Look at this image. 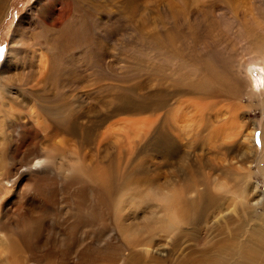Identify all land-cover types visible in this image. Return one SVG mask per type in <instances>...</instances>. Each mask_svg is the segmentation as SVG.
Wrapping results in <instances>:
<instances>
[{
    "label": "rangeland",
    "instance_id": "obj_1",
    "mask_svg": "<svg viewBox=\"0 0 264 264\" xmlns=\"http://www.w3.org/2000/svg\"><path fill=\"white\" fill-rule=\"evenodd\" d=\"M37 3L38 0H10L0 19V92L6 99H2L5 101L1 103L3 106L37 102L45 108L57 106L61 114L74 116L90 108L99 114L106 103L117 105L122 97L136 104L143 101L155 104L165 95L170 102L167 107L170 118L184 121L175 125L179 134L175 147L168 153L158 146L156 134L150 136L158 128L159 121L166 117L165 109L130 114L126 117L131 120L147 121V129L152 122L154 124L142 146L134 148L129 165H150L149 175H178L180 183L185 178L184 166L205 165L208 172L210 165L213 177L227 182L230 193L241 191L255 197L251 198L250 204L253 213L245 215L242 222L247 223V219L253 217L254 227L264 228V88L256 89L262 91L261 95L255 94L250 82V77L257 80L264 75L260 72L262 65L251 62L253 58L256 61L263 56L264 0H230L226 3L221 0H88L87 3L95 5L75 6L58 27L49 28L36 16ZM81 26L84 35L78 41L76 29ZM61 35L65 38L62 37L63 43L55 52L51 45ZM11 50L15 60L8 57ZM39 50L46 58H51L55 52L65 59V66L56 79L46 82L45 85L51 88L49 94L27 99L24 92L42 88L41 84L35 86L39 81L35 63ZM210 70L215 72L219 82L225 79L221 84L227 92L209 97L189 90L190 80H197L206 72L208 75ZM182 81L183 85L179 83ZM121 118L124 117H115L101 130H119ZM131 126L135 127L133 123ZM12 134L15 143L21 145L22 134ZM12 138L3 141L0 173L10 170L16 179L21 169L15 168L19 158L9 148ZM55 140L42 142V146L49 145L53 150V176L68 178L66 167L78 163L81 155L73 149L60 155L59 151L63 152L75 143L68 144V137L59 136ZM138 140L135 137V142ZM42 185L34 186L29 179L24 180L20 190L31 192L23 201H17L7 186L0 191V205L3 203L0 218L9 203L28 205L30 199L37 200L34 216L23 215L20 222L37 220L38 225L30 236L25 235L24 241L12 236L18 242L20 252L9 259L11 264H35L33 251L55 246L49 238L58 229L69 227L70 216L65 204H60L62 208L56 209L57 213L48 207L53 201V192L59 195L61 188L53 189L50 183ZM80 195L79 191L67 189L62 196L75 207L79 204L80 210L84 211L86 206L89 216L90 211H94L95 217L89 219L85 215L88 218L83 221L82 230L86 234L105 233L107 217L100 204L95 199H89L91 202L86 204L88 198ZM79 197L82 199H76ZM134 202L127 205H139ZM45 205L48 208L43 209ZM123 208L131 211L121 204V215L127 214ZM136 210L137 206L133 214ZM114 213L115 208L110 217L111 227L114 226ZM51 214L57 215L51 217ZM126 225H131V221ZM248 232L242 234L241 240L248 238ZM198 234L209 238L220 236L218 230H203ZM63 263L67 264V261Z\"/></svg>",
    "mask_w": 264,
    "mask_h": 264
},
{
    "label": "bare ground",
    "instance_id": "obj_2",
    "mask_svg": "<svg viewBox=\"0 0 264 264\" xmlns=\"http://www.w3.org/2000/svg\"><path fill=\"white\" fill-rule=\"evenodd\" d=\"M9 1L0 0V19ZM87 1L38 0L34 10L45 27H58L70 16L71 9L75 6L95 5ZM221 1L226 3L230 0ZM76 31L79 41L84 35L83 27L77 28ZM63 36L65 38V35H61L58 43L50 41L51 50L58 51V45L63 43ZM12 50L8 57L11 56V59L15 60V55L11 54ZM55 52L51 58H46L40 50L36 55L39 81L37 79L38 83L35 86L41 84L42 88L24 92L27 99L49 94L51 88L45 85L46 82L56 79L62 66H65V59ZM261 54L263 56L260 59L254 61L253 58L251 62L262 65L260 72L264 74V51ZM209 72L208 75L207 72L204 73L205 76L202 73L203 76L197 80H190L187 85L189 90L209 97L227 92L228 89L224 90L221 84L225 79L219 82L215 72L211 70ZM250 82L251 90L261 95L262 91L256 89L264 88V75L257 80L250 77ZM179 83L184 84L183 81ZM2 99L6 100L4 94L0 92V153L3 152V141L5 142L6 138L11 139L12 133L20 132L22 137L21 145L16 144L14 138L9 145L10 150L19 158V164L15 165V168L21 169V174L13 179L10 170L1 172L0 191L3 186H7L9 191L16 195L14 198L17 201L18 199L23 201L25 197L27 198L28 192H31L20 190L24 180L29 179L34 186L50 183L53 189L61 190L59 195L53 192V197L51 196L53 201L48 207L55 209L57 213L56 209L62 208L60 204H65L67 215L70 216L68 229H58L55 235L49 238L53 240L55 246L33 251L35 264L61 262L65 264L63 262L66 261L67 264H264V228H255L253 217H249L247 223L242 222L245 215L251 216L253 213L250 204L254 196L251 197L249 193L241 191L230 193L227 182L220 180V177H213L210 165L208 172L205 171V165L184 166L185 178L181 183L178 175H174L175 177L163 173L149 175L150 165H129L134 148L142 146V142L151 134L154 124L152 122V126L147 129V121L131 120L126 117L130 114L165 109L166 117L159 121L158 128L150 136L156 134L158 146L168 153L175 147L176 138L179 137L175 125L184 121L177 117L170 118V110H167L170 102L165 95L155 104L145 101L136 104L131 99L122 97L117 105L115 102L106 103L99 114L96 109L90 108L87 112L74 116L61 114L57 106L45 108L37 102L24 101L19 106H3L1 103L5 101ZM117 116L124 117L121 118L119 130L112 128L101 130ZM132 123L135 127L131 126ZM59 136L68 137L69 140H66L68 144L75 143V146L66 145L68 148L66 147L63 152L59 151L60 155L70 149L77 150L81 155L77 159L78 163L66 167L65 171L69 170L68 178L61 179L53 176L52 148L49 145L45 148L42 146V142L43 144L54 142ZM135 137H138V142H135ZM2 159L3 156L0 154V160ZM67 189L79 191L80 196L87 197L86 204L94 199L100 204L107 217L105 233L94 236L95 234H86L82 230L85 218L95 217L94 211L91 212L89 208L91 213L89 216L85 211L86 206L83 207L84 212L80 210L82 208H77L79 204L75 207L69 200L65 202L62 195ZM84 191H87V194ZM35 201H37L35 198L30 199L28 205H22V202L17 205L12 202L7 208H3L0 218L1 264H11L9 259L17 257L20 252L18 242L12 239V236L15 235L24 241L25 235L30 236L32 229L38 225L35 219L33 222H20L23 215L34 216L33 210L37 204ZM84 202L85 199L81 203ZM130 202L139 205L128 206ZM121 204L126 205L131 211L123 208L127 214L121 215ZM136 206V213L133 214ZM46 207L47 205L43 209ZM113 208L114 226L111 227L110 217ZM230 209L233 210L230 212ZM37 215L39 216L38 213ZM130 221L131 225H126ZM40 222L43 223V220ZM241 224L247 229L245 230ZM203 230H218L220 236L209 238L198 234V231ZM247 230L248 238L241 240L242 234Z\"/></svg>",
    "mask_w": 264,
    "mask_h": 264
}]
</instances>
